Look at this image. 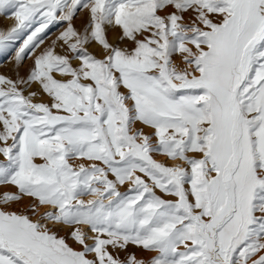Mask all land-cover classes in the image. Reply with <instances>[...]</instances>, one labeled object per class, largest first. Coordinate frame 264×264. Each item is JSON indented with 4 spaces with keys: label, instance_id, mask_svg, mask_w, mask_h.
<instances>
[{
    "label": "snow or ice",
    "instance_id": "snow-or-ice-1",
    "mask_svg": "<svg viewBox=\"0 0 264 264\" xmlns=\"http://www.w3.org/2000/svg\"><path fill=\"white\" fill-rule=\"evenodd\" d=\"M0 16V264H264V0Z\"/></svg>",
    "mask_w": 264,
    "mask_h": 264
},
{
    "label": "rangeland",
    "instance_id": "rangeland-1",
    "mask_svg": "<svg viewBox=\"0 0 264 264\" xmlns=\"http://www.w3.org/2000/svg\"><path fill=\"white\" fill-rule=\"evenodd\" d=\"M0 18H2L4 21L11 22V24H12V21L10 19H7V18H5L3 16H0ZM83 19H84V14H81V18L80 19H77L75 21L77 27H79L81 25V21ZM0 22H1L0 23V29L3 30V22H2V20H0ZM57 34H58V29H53V31L51 33H49L48 38L45 40V44L41 45V49H43L44 47H46L50 43L51 39H54L55 38V35H57ZM117 35H118V33H116V32H109L108 33L109 42L110 43H116L117 42L116 41V36ZM19 43L20 42L17 43V47L19 46ZM121 46H124V45H121ZM39 51H40V49H37V52H39ZM30 63H31L30 60H26L25 61V67H27V65L30 64ZM11 69H12L11 55H9L8 58H7V60L0 61V74H8V75H10L11 74ZM129 251L130 252H136L137 255H138V257L141 255L139 253V251L137 249H135V248H131L130 247Z\"/></svg>",
    "mask_w": 264,
    "mask_h": 264
},
{
    "label": "bare ground",
    "instance_id": "bare-ground-1",
    "mask_svg": "<svg viewBox=\"0 0 264 264\" xmlns=\"http://www.w3.org/2000/svg\"><path fill=\"white\" fill-rule=\"evenodd\" d=\"M0 20H2V22H3V30H6L7 27H9L11 25V22L4 21L2 18H0Z\"/></svg>",
    "mask_w": 264,
    "mask_h": 264
}]
</instances>
